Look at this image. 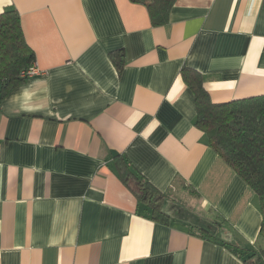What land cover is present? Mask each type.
Masks as SVG:
<instances>
[{"label": "crops", "instance_id": "1", "mask_svg": "<svg viewBox=\"0 0 264 264\" xmlns=\"http://www.w3.org/2000/svg\"><path fill=\"white\" fill-rule=\"evenodd\" d=\"M8 8L40 73L5 98L0 81V264H248L259 199L197 126L183 70L214 103L264 95V0H176L160 27L130 0ZM121 160L164 194L169 224ZM172 198L212 226L172 215Z\"/></svg>", "mask_w": 264, "mask_h": 264}, {"label": "trees", "instance_id": "2", "mask_svg": "<svg viewBox=\"0 0 264 264\" xmlns=\"http://www.w3.org/2000/svg\"><path fill=\"white\" fill-rule=\"evenodd\" d=\"M148 10L154 27L164 26L176 0H130ZM36 62L35 53L27 44L21 18L15 8L0 14V81L1 97L27 81L22 73ZM183 77L192 90L197 106V126L208 136L214 151L254 191L262 214L261 248L246 260L248 264H264V95L226 103H214L204 87V77L186 68ZM120 176L127 183L135 179L138 199L149 210L154 221L169 224L172 216L162 208L164 194L148 180L134 174L126 161H119ZM202 233L210 236L206 230ZM241 253L248 255L245 252ZM251 252V251H250Z\"/></svg>", "mask_w": 264, "mask_h": 264}, {"label": "rangeland", "instance_id": "3", "mask_svg": "<svg viewBox=\"0 0 264 264\" xmlns=\"http://www.w3.org/2000/svg\"><path fill=\"white\" fill-rule=\"evenodd\" d=\"M167 208L174 216H179L180 215L179 213L181 212L182 214L190 215L191 218L195 220L197 225L207 226V228H210L212 226L210 221L206 219V216L201 211V209L200 208L197 209L195 206L190 205V202H187L186 209L185 208L182 209V205L180 204V201L177 198H172L171 200H169ZM186 211H189V212H186ZM210 232L212 234H217V230L213 228L210 229Z\"/></svg>", "mask_w": 264, "mask_h": 264}, {"label": "built area", "instance_id": "4", "mask_svg": "<svg viewBox=\"0 0 264 264\" xmlns=\"http://www.w3.org/2000/svg\"><path fill=\"white\" fill-rule=\"evenodd\" d=\"M40 71L38 69V67L36 66V63H34L30 69H28L27 71L23 72L22 73V77H25V78H31L37 74H39Z\"/></svg>", "mask_w": 264, "mask_h": 264}]
</instances>
